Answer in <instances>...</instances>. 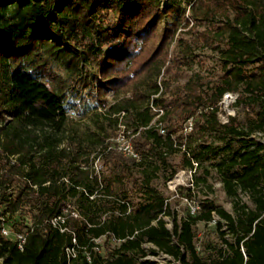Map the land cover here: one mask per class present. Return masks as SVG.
Returning a JSON list of instances; mask_svg holds the SVG:
<instances>
[{
  "label": "trees",
  "instance_id": "trees-1",
  "mask_svg": "<svg viewBox=\"0 0 264 264\" xmlns=\"http://www.w3.org/2000/svg\"><path fill=\"white\" fill-rule=\"evenodd\" d=\"M190 9L197 23L212 25L201 32L206 41L212 35L224 41L219 52L224 73L204 93L197 92L199 82L193 79L177 86L171 110L155 119L150 104L166 105L156 78L181 25L171 2L0 0V224L25 212L29 222L9 226L16 231L30 223L32 227L22 250L0 235V264H156L138 261L145 256L143 243L179 264H264V0H193ZM166 17L170 21L160 27ZM216 19H221L219 25ZM87 60L98 65V76L90 80L81 75ZM54 64L89 87L106 119L134 127L138 160L112 148L115 136L90 141L92 161L110 163L111 180L94 172L91 160H79L90 151L68 113L67 79ZM225 92L237 93L233 105L244 111L243 118H218ZM172 109L178 119L193 117L188 142L192 134L199 140L212 135L221 141L213 145L201 140L191 156L185 150L183 166L196 169L193 162L198 166L219 159L215 166L233 200V213L204 200L194 216L178 218L152 186L168 157L186 145V139H176L171 132L160 133L158 123L169 118ZM259 132L263 140L253 136ZM133 168L141 172L136 202L128 189L117 192L113 186L131 176ZM240 191L251 206L233 199ZM214 214L218 228L224 221L234 241L222 231L225 248L202 257L193 223H209ZM58 216L64 231L51 224ZM102 236L118 242L103 256L93 250L95 239ZM68 248H73L71 254Z\"/></svg>",
  "mask_w": 264,
  "mask_h": 264
},
{
  "label": "rangeland",
  "instance_id": "rangeland-1",
  "mask_svg": "<svg viewBox=\"0 0 264 264\" xmlns=\"http://www.w3.org/2000/svg\"><path fill=\"white\" fill-rule=\"evenodd\" d=\"M160 1L162 5L167 1L171 2L175 10L179 12L181 19L180 28H178L174 40L169 45L167 61L161 73L156 78L157 84L159 85V93L163 95V98H166V105L165 107L154 106V108L162 109L163 112L164 110H171V101L175 96L177 86H181L188 80L193 79L199 82L197 92L204 93L214 81L218 80L223 75L224 69L222 67V60L220 59L219 52L224 46V41H220L219 39L215 40L214 35L210 36L208 41L202 37L201 32L211 28L212 25L206 21L197 23L193 19L190 9L193 0ZM220 20L221 19H216V25L221 23ZM169 21L170 18L166 17L161 20L159 26L164 27ZM177 55L179 60L175 58ZM54 66L58 74L67 79L68 113L74 121L73 126L77 128L78 134L86 137V140L82 143V145L86 147L85 150L90 151L88 146L91 145L90 141H92L94 137L107 136L106 138H111L121 133H125L133 144V135L131 132L134 127L130 122L123 125V123L121 124L119 121L118 125L106 119L103 114L105 109L101 108L93 99L89 87L81 85L76 80L68 77L65 69L60 65L54 64ZM81 75L83 79L89 80L95 75L98 76L97 63L93 60L84 61L82 63ZM232 94L234 95V93ZM108 97L110 98L111 94H109ZM233 103V100H230V98L223 99V96L221 97L218 118L222 122L227 120L228 115L238 114L240 119L243 118L244 111L240 110V107H235ZM155 109L152 110L156 112ZM176 113L177 111L172 109L170 117L159 122L158 126L164 128L163 134L171 132L172 137L176 139H186V145L182 144L179 151L168 157L167 165L161 167L158 171V175L152 180V186L167 198L171 209L178 218L194 216L197 209L193 212L192 207L196 208L204 200H208L214 205L220 206L228 212L233 213V200L224 191L223 185L219 179V172L215 166L219 159L206 160L202 165H196V169L193 167L191 170L183 166L185 150L189 151L187 156H191L192 152H197L199 150V146L202 142L201 140H205L204 142L213 145L221 144V141L216 140L212 135H207L205 138L199 140L195 139V135L192 134L190 139L191 142H188L190 135H188L189 131L185 129V124L188 119H178ZM158 116L159 115H156L155 119H157ZM191 118L193 120V117ZM169 124L173 126L171 127ZM253 136H256L259 140H263V134L260 132L253 134ZM91 151L89 153L90 155L83 153L79 160L82 161L83 164L85 160H91V162H88L93 166L94 172L97 170L101 177H104L106 180H111L113 178L110 167L111 164L105 162V159H93L92 161L94 152ZM226 154L227 153L223 152L220 157L224 158ZM173 169H176V172L169 179H166V175ZM139 180H141V172L139 169L133 168L131 176L124 178L122 181H114L113 186L117 192L128 189L134 202H136L139 200V194L135 189V184L139 182ZM235 198L233 199L239 200L241 203L248 204L249 206L252 205L245 192L240 191ZM70 208L75 210V206L72 204ZM73 212L77 213V211ZM28 218V214L19 212L11 220H8L6 225L9 226L14 223L15 227L19 228L23 226L24 222L30 221ZM165 220L168 222V227H170L171 222L169 217L165 216ZM193 231L195 234L194 242L196 250L202 257L216 255L219 248H225L220 234L222 231L225 233L223 236L224 238L230 242L234 241V237L232 233L228 231L224 221H222V226L220 228H218L216 222L205 223L203 221H196L193 223ZM95 243L98 248L93 247V250L103 256L108 252V249L114 248L118 242L116 240L107 241L102 236L96 238ZM143 247L145 256L138 257L139 262L148 259L151 262H156V264L169 261L174 264H179L178 261H175L166 253L160 251L153 252L152 249L154 247L150 243H143ZM83 254L89 255V251Z\"/></svg>",
  "mask_w": 264,
  "mask_h": 264
},
{
  "label": "built area",
  "instance_id": "built-area-1",
  "mask_svg": "<svg viewBox=\"0 0 264 264\" xmlns=\"http://www.w3.org/2000/svg\"><path fill=\"white\" fill-rule=\"evenodd\" d=\"M232 93H234V95ZM236 97H237V93H235V92H225L223 94V99L230 98V100H233V102L236 100ZM150 106L152 109H155L152 104H150ZM155 111L157 112V115H160L161 114L160 112H162V109H155ZM192 125H193V120H192V118H189L185 124L186 131H190L192 128ZM159 129H160L161 133H164V128L159 127ZM112 148H114L116 151L120 152L122 155H124L126 157L134 158L136 160L139 159V153L136 151L133 144L127 138V135L125 133L118 134L113 139ZM193 164H194V166H196L195 162H193ZM96 172L98 173L97 170H96ZM196 209H197V207L196 208L192 207L193 212ZM216 219H217V216L214 215L210 222L215 223ZM62 221H63L62 217L58 216V217H55L51 220V224L54 227H59L60 231H64L65 228L60 226V222H62ZM29 227L23 231H16V230H13L10 226H7L5 223L2 222V224H0V235L4 238L13 240L16 243L17 247L20 250H22L24 243L26 241L27 233H28V231L32 230L31 223L29 224ZM94 248H98V246L95 245ZM241 250L243 251L242 247H241ZM67 252H68V254H71L73 252V248H70V249L68 248Z\"/></svg>",
  "mask_w": 264,
  "mask_h": 264
}]
</instances>
